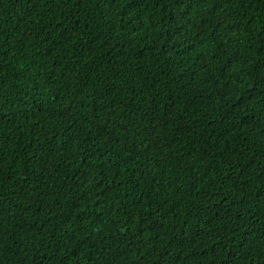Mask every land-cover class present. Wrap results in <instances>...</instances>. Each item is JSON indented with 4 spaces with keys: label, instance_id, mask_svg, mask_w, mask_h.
<instances>
[{
    "label": "trees",
    "instance_id": "obj_1",
    "mask_svg": "<svg viewBox=\"0 0 264 264\" xmlns=\"http://www.w3.org/2000/svg\"><path fill=\"white\" fill-rule=\"evenodd\" d=\"M0 264H264V0H0Z\"/></svg>",
    "mask_w": 264,
    "mask_h": 264
}]
</instances>
